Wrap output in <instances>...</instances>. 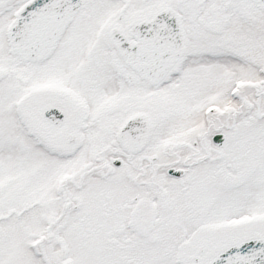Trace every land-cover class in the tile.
I'll return each instance as SVG.
<instances>
[{
  "label": "snow or ice",
  "instance_id": "snow-or-ice-1",
  "mask_svg": "<svg viewBox=\"0 0 264 264\" xmlns=\"http://www.w3.org/2000/svg\"><path fill=\"white\" fill-rule=\"evenodd\" d=\"M0 264H264V0H0Z\"/></svg>",
  "mask_w": 264,
  "mask_h": 264
}]
</instances>
